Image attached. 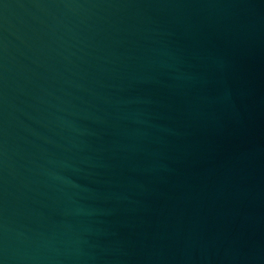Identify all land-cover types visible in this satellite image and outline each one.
<instances>
[{
	"label": "water",
	"instance_id": "1",
	"mask_svg": "<svg viewBox=\"0 0 264 264\" xmlns=\"http://www.w3.org/2000/svg\"><path fill=\"white\" fill-rule=\"evenodd\" d=\"M0 264H264V0H0Z\"/></svg>",
	"mask_w": 264,
	"mask_h": 264
}]
</instances>
